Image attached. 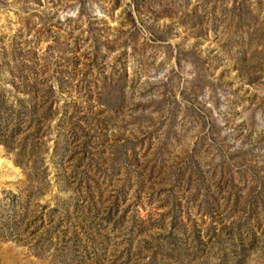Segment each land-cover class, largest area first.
<instances>
[{"label": "rangeland", "instance_id": "1", "mask_svg": "<svg viewBox=\"0 0 264 264\" xmlns=\"http://www.w3.org/2000/svg\"><path fill=\"white\" fill-rule=\"evenodd\" d=\"M0 264H264V0H0Z\"/></svg>", "mask_w": 264, "mask_h": 264}]
</instances>
